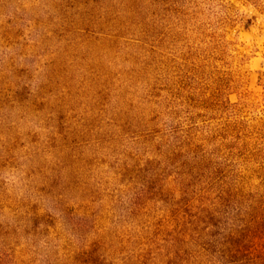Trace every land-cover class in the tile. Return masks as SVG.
<instances>
[{"label": "rangeland", "instance_id": "1", "mask_svg": "<svg viewBox=\"0 0 264 264\" xmlns=\"http://www.w3.org/2000/svg\"><path fill=\"white\" fill-rule=\"evenodd\" d=\"M0 264H264V0H0Z\"/></svg>", "mask_w": 264, "mask_h": 264}]
</instances>
